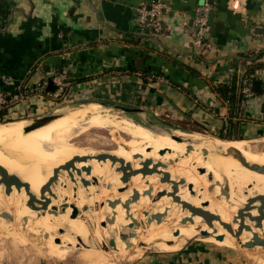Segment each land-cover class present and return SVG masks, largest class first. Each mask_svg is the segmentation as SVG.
Masks as SVG:
<instances>
[{
  "label": "bare ground",
  "instance_id": "obj_1",
  "mask_svg": "<svg viewBox=\"0 0 264 264\" xmlns=\"http://www.w3.org/2000/svg\"><path fill=\"white\" fill-rule=\"evenodd\" d=\"M120 116L91 103L29 132L26 119L0 122V165L24 185L7 192L9 177L0 175V235L20 233L24 242L32 232L59 258L79 240L88 249L84 264H117L118 253L131 258L145 248L175 251L206 232L204 241L227 248L264 239V210H257L264 152L251 140L212 142ZM103 129L117 140L94 135ZM148 158L157 170L171 169L161 183L142 179Z\"/></svg>",
  "mask_w": 264,
  "mask_h": 264
},
{
  "label": "crops",
  "instance_id": "obj_2",
  "mask_svg": "<svg viewBox=\"0 0 264 264\" xmlns=\"http://www.w3.org/2000/svg\"><path fill=\"white\" fill-rule=\"evenodd\" d=\"M155 3L163 25L158 34L138 19L141 6ZM199 8H207V19L215 9L218 23L205 49L192 37ZM261 50L264 0H0V89L28 90L5 109L7 115L47 108L62 94L69 102L126 106L149 123L229 130L244 140L264 137V68L254 74L260 90L253 85L241 102L231 104L216 90L235 75L244 91L239 85L251 63L247 57ZM58 72L67 75V84L55 83L58 90L47 92L49 77ZM40 84L43 90H35ZM243 254L190 241L131 264H247Z\"/></svg>",
  "mask_w": 264,
  "mask_h": 264
},
{
  "label": "rangeland",
  "instance_id": "obj_3",
  "mask_svg": "<svg viewBox=\"0 0 264 264\" xmlns=\"http://www.w3.org/2000/svg\"><path fill=\"white\" fill-rule=\"evenodd\" d=\"M55 99L56 100H54L55 101L54 104L50 105L47 108L41 109L39 111H27L26 113H23L21 115H14V114L13 115H7V111H5V110L1 111L0 122L5 123V122H9V121H16V120L18 121V120H22V119H26V120L31 122L36 117H41L44 115H52V114H62L64 112H69V111L74 110V109L82 108L83 106L89 104V103H85V102L84 103L69 102V101L65 100V97L62 94H60ZM108 109H110V111H112V112H119L121 116H123V117L125 116V118L128 117L127 119H131L135 123L144 125L146 127L152 128L154 130H164L170 134H174V132L176 130H180V131H184L187 133H200V134H202V136H205V137L222 138L219 133H215L212 131L205 130V129L200 128V127L193 125V124L186 125L184 123H181V124L170 123L168 121H161V120H153V122H155V123H151V122L149 123L147 121H141L138 118H136V116H134L133 114L125 112L121 109H114L113 107L108 108ZM110 117H112V116H109V115L108 116H102L99 119H101V121H103L105 119L106 120L110 119ZM103 130H98V133H95L94 135H97V136L101 135V136L108 137L111 140H117L118 134L116 132L108 131L107 129H103ZM239 137H241V136L240 135L226 134L225 137L222 139H238ZM257 140H259V141H257ZM230 141H241V140H230ZM251 141L253 142V144L256 147L259 148L260 151L264 152V137L254 138V139H251ZM35 146H36V144H31L29 149L31 150ZM148 161H149V158L145 162L146 165H144L142 167V170H143L142 179L144 181L149 182L151 180H154L156 183H161L162 179L164 178V175H163L164 173L165 174L167 173V175H170L169 173H170L171 169H164V170L159 169V170H157V167L153 168L152 166H150L147 163ZM159 168H161V165H159ZM159 176H160L161 180H159ZM185 183H188V182H185ZM19 234L20 233H18L17 235L3 233L2 235H0V243H1L0 244V256H1L0 257V264H84L83 260L80 258L81 252L88 250V249H87V247H85L83 245V243L79 242V240H78V245L72 246V248L70 249L71 251H70L69 255L65 256L64 258H59V257L52 255L49 252V248L47 249V247H49L48 243H46V242L41 243L36 234H34L32 232L27 233V235H25L27 237V240H25L24 242H22L20 240L21 235H19ZM13 236H15V237H13ZM28 237H30V238H28ZM17 238H19V239H17ZM33 238H35V239H33ZM55 240H56L55 242L59 241V239H57V238ZM191 241L207 243V244H210L212 246L220 247V245H218L214 242L204 241L203 239L192 238ZM2 243H3V245H2ZM22 243H23V245H22ZM80 243L82 245H80ZM45 245H47V246H45ZM20 248H21V250H20ZM25 248L26 249L28 248V249L26 250ZM221 248H227V247L221 246ZM227 249H234L236 251H241L242 253H244L243 256L246 258L247 264H259L258 261H260V263L264 264V246L263 247H256V248H246V247L241 246V247H237V248H227ZM140 252L137 253L136 256L134 255V257H131V258H128L127 255H123V254L118 253L116 257H118L120 259L117 262V264H131L132 262H134L135 260H137L138 258L143 256L144 254L152 253V252H169V251H156L152 248H151V250H150V248L149 249L145 248V249H143V251H140ZM78 254H80V255H78Z\"/></svg>",
  "mask_w": 264,
  "mask_h": 264
},
{
  "label": "built area",
  "instance_id": "obj_4",
  "mask_svg": "<svg viewBox=\"0 0 264 264\" xmlns=\"http://www.w3.org/2000/svg\"><path fill=\"white\" fill-rule=\"evenodd\" d=\"M207 12V8H199L196 10V16L194 19L195 29L192 31V37L194 41V45L200 49H205L207 47H210L209 37L211 34V26L208 24L207 15H203V13ZM139 13V22L143 29H146L147 31L153 32V33H160L163 30V25L160 20L161 17V10H160V4L155 3L153 6H146L143 5L138 9ZM4 82L7 85H12L13 82L12 79L9 76H4ZM52 79L54 83H56L58 86L64 87L67 84V75L63 72L61 73H55L52 76ZM245 83V89L244 93L245 96L248 97L253 94L252 86L253 84ZM45 84L36 85L34 87L37 91H42ZM19 88L10 90L7 93H4L0 89V113L2 110L7 109L10 104L18 100L21 95L27 94L28 90H24V93ZM20 89V90H19ZM19 90V91H18Z\"/></svg>",
  "mask_w": 264,
  "mask_h": 264
},
{
  "label": "water",
  "instance_id": "obj_5",
  "mask_svg": "<svg viewBox=\"0 0 264 264\" xmlns=\"http://www.w3.org/2000/svg\"><path fill=\"white\" fill-rule=\"evenodd\" d=\"M215 13H216L215 9H211L210 10L209 15H208V24L210 26H214L215 28H217L218 27V23L215 22ZM203 15H206V13H203ZM260 88H261V82L259 80H255L254 81V90L258 91V90H260ZM57 90H58V86L54 83L52 77H49L46 91L47 92H49V91L55 92ZM114 109H121V110H123L125 112H128V113L129 112H133V110H134L132 108H129V107H126V106H122V105H116V106H114ZM60 115L61 114H52V115H44V116H41V117H36L29 123V125H27L24 128V131L29 132V131L34 130L36 128H39V127H41L43 125H46V124L50 123L51 121H53L54 119L58 118ZM178 138H180V137H178ZM217 139L231 140V139H222V138H216V137H208L205 140L216 142ZM231 151H235L239 155H242L238 150L234 149L233 147L231 148ZM99 158L100 159L105 158V155H101V156H99ZM0 175H2L4 177H9L11 185H10V187L7 188V192L11 191V186L12 185H15L17 188H21L22 186H24L16 175L11 174L5 167H3L1 165H0ZM26 188H27V186H26ZM260 199H261V205H259L257 207V210L259 212H262L264 210V195H262L260 197ZM34 200H35L34 195L30 194L29 204L32 205ZM210 218L211 217L208 215L207 216L208 222L211 221ZM156 219L160 220V217H156ZM256 225L257 226H261L262 223L260 221H257ZM208 236H209V233L206 232V233L200 234V235H198L196 237H191L190 239H188L187 242L191 241L192 238L202 239V238H205V237H208ZM127 237H128V234H125V235H123L122 238L125 240V238H127ZM111 245H113L112 242H111ZM256 245L264 246V239H254L252 241H249L248 244L244 245L243 247L251 248V247H254ZM105 249H108V247H105Z\"/></svg>",
  "mask_w": 264,
  "mask_h": 264
},
{
  "label": "trees",
  "instance_id": "obj_6",
  "mask_svg": "<svg viewBox=\"0 0 264 264\" xmlns=\"http://www.w3.org/2000/svg\"><path fill=\"white\" fill-rule=\"evenodd\" d=\"M262 57H264V50H261L257 53H253L251 57L249 56L247 57V59L250 60L251 63L248 65V68L242 77V80L239 85L240 89L244 88L245 81H247V83L254 85V81L257 80L256 79L257 77L254 75L256 70L264 68V61L259 60ZM216 90L218 91V94L222 99L228 101L231 104H235V102L237 101L241 102L245 97L244 91H240V92L238 91L237 78L235 75L230 84L219 83L216 86ZM252 91H253V86H252ZM226 134L232 135L228 130L227 133L222 132L220 136L224 138ZM242 138L243 137H239L238 139H231V140H244Z\"/></svg>",
  "mask_w": 264,
  "mask_h": 264
}]
</instances>
